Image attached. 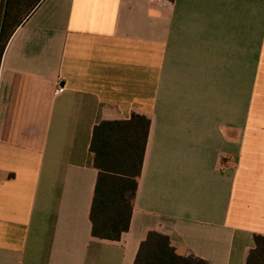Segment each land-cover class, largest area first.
<instances>
[{"label": "crops", "instance_id": "obj_1", "mask_svg": "<svg viewBox=\"0 0 264 264\" xmlns=\"http://www.w3.org/2000/svg\"><path fill=\"white\" fill-rule=\"evenodd\" d=\"M134 113L131 227L99 239L93 131ZM152 231L208 264L264 235V0H44L7 46L0 264H134Z\"/></svg>", "mask_w": 264, "mask_h": 264}, {"label": "trees", "instance_id": "obj_2", "mask_svg": "<svg viewBox=\"0 0 264 264\" xmlns=\"http://www.w3.org/2000/svg\"><path fill=\"white\" fill-rule=\"evenodd\" d=\"M44 0H2L0 6V70L16 30ZM151 119L134 113L129 120H104L93 131L90 151L98 171L91 209L93 236L118 241L130 230L133 201L143 169ZM247 264H264V235L254 236ZM134 264H208L177 253L169 235L152 231L142 242Z\"/></svg>", "mask_w": 264, "mask_h": 264}]
</instances>
